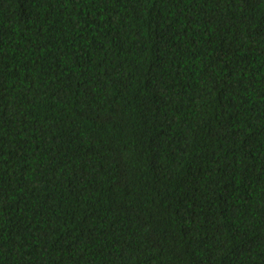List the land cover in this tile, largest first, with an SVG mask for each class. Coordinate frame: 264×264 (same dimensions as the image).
Returning <instances> with one entry per match:
<instances>
[{
    "label": "trees",
    "instance_id": "1",
    "mask_svg": "<svg viewBox=\"0 0 264 264\" xmlns=\"http://www.w3.org/2000/svg\"><path fill=\"white\" fill-rule=\"evenodd\" d=\"M0 264H264V0H0Z\"/></svg>",
    "mask_w": 264,
    "mask_h": 264
}]
</instances>
